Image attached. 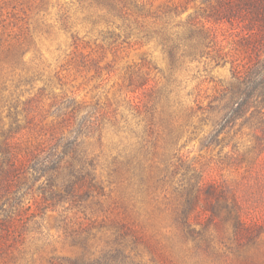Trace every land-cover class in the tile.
<instances>
[{"label":"rangeland","instance_id":"1","mask_svg":"<svg viewBox=\"0 0 264 264\" xmlns=\"http://www.w3.org/2000/svg\"><path fill=\"white\" fill-rule=\"evenodd\" d=\"M144 1L159 12L168 4L186 1L178 21L189 16L203 19L206 8L216 0ZM104 14L96 4L81 0H0V111L7 122L11 121L9 114L17 113L22 124L29 112L38 116L35 129L28 127L15 137L28 142L37 137L36 130L49 128L61 107H76L62 127L66 130L74 124L78 130L87 121L89 127L83 131L89 135L83 138V147L94 161L95 182L101 185L90 189L87 180L83 185L58 180L53 190L64 197L42 199L37 193L43 182L49 183L46 178L36 183L28 190L22 208L10 207V234L2 238L0 225V264H98L100 260L118 264H264V251L258 257L260 262H244L230 254L217 259L198 252L193 240L181 236L164 199L168 184H156L152 153L146 155L138 143L137 133L143 130L138 111L144 113V108L137 109L136 97L147 102L150 91L130 86L126 79L127 71L139 72L155 88L170 80L176 99L196 106L198 84L204 81L203 94H213L214 81L230 80L233 62L245 57L243 23L234 16L213 20L219 37L215 49L227 53L220 66L206 55L186 61L171 74V61L157 37L127 35L122 18ZM140 20L145 28L162 23L151 16ZM208 102L204 99L202 104ZM183 112H178L179 123L185 122ZM259 134L262 131L245 127L233 134L234 140L224 152L232 151L235 141L241 149L251 145ZM182 144L185 147L180 152H190V159L206 176L247 190L257 217L264 218V154L238 166L219 147L202 149L198 140L187 136ZM117 156L123 165L119 176L113 171L119 164L115 166ZM139 162L141 166L136 165L133 174L129 164ZM140 182L145 186L142 192L136 190ZM72 185L78 189L76 194H68ZM262 242L264 249V239Z\"/></svg>","mask_w":264,"mask_h":264},{"label":"trees","instance_id":"2","mask_svg":"<svg viewBox=\"0 0 264 264\" xmlns=\"http://www.w3.org/2000/svg\"><path fill=\"white\" fill-rule=\"evenodd\" d=\"M81 1L96 4L108 17L122 18L127 35L135 32L146 38L157 37L171 61V74L176 73L186 61L201 59L206 55L212 57L216 67L220 66L227 53L215 49L219 37L213 20L220 22L234 16L239 23H243L247 41L243 44L245 57L241 62H233L230 80L214 81L213 94H203L204 81H201L196 106L180 103L174 96L176 89L170 80L155 88L145 79V74L139 72L127 71L126 79L130 86L150 91L151 97L147 102L136 97L139 99L137 109L144 108V113L138 111L141 118L138 124H143L142 132L137 133L141 139L138 143L141 151H147L146 155L152 153L157 170L156 184H168L166 188L169 193L165 194L164 199L181 236L193 240L198 252L212 258L220 259L230 254L244 262H260L259 256L264 251V218L257 217V207L251 194L240 184L206 176L203 169L200 171L195 166L194 159H190V152L180 151L185 147V144L181 145V140L187 136L188 139L198 140L202 149L219 147L224 152L234 140L233 134L249 127L262 131V134L256 135V141L243 149L235 141L233 150L224 152V157L229 158L231 164L242 166L264 154V0H216L206 8L210 11H204L203 19L189 16L187 20L178 21L176 18L187 8L186 1L168 4L160 12L148 7L144 0ZM149 16L162 21L160 27L145 28V22L140 19ZM204 99L209 101L206 106L202 104ZM30 108L32 106L27 110L30 111ZM75 108L70 105L61 107L49 128L44 132V128L36 130L37 137L28 142L15 137L28 127L35 129L38 116H30L29 112L22 124L17 113L9 114L11 121L7 122L0 111V212H4L0 213L3 214L0 217L2 238L11 231L13 211L10 207L22 208L28 190L43 178L49 184H41L42 191L37 195L42 199L64 197L53 190L54 182L58 180L66 179L69 183L81 185L87 180L90 189L101 188L95 182L94 161L89 159L83 147V138L89 135L83 130L89 124L83 122L78 130L74 124L66 130L62 127L67 114ZM180 110L184 111L186 117L184 123H179ZM115 159V166L119 164L113 171L119 176L123 172V165L121 167L118 156ZM129 165L134 174L136 165L141 166V162ZM137 186L139 192L145 187L141 182ZM71 187L72 191H68V194H76L77 187ZM98 264L118 263L100 260Z\"/></svg>","mask_w":264,"mask_h":264}]
</instances>
